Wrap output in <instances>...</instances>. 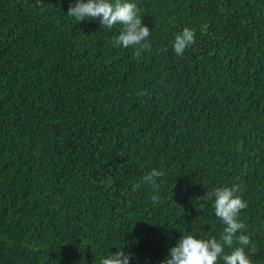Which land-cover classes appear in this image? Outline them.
Returning a JSON list of instances; mask_svg holds the SVG:
<instances>
[{
  "label": "trees",
  "instance_id": "1",
  "mask_svg": "<svg viewBox=\"0 0 264 264\" xmlns=\"http://www.w3.org/2000/svg\"><path fill=\"white\" fill-rule=\"evenodd\" d=\"M134 2L139 58L76 0H0V264H160L183 235L219 238L208 193L234 184L264 264V0Z\"/></svg>",
  "mask_w": 264,
  "mask_h": 264
},
{
  "label": "clouds",
  "instance_id": "2",
  "mask_svg": "<svg viewBox=\"0 0 264 264\" xmlns=\"http://www.w3.org/2000/svg\"><path fill=\"white\" fill-rule=\"evenodd\" d=\"M42 6V0H41ZM140 10L134 0H76L70 5L67 15L81 22L86 19H99L101 26L112 29L115 25H122V30L113 36L114 47L133 48L134 56L139 58L146 50L150 51L151 45L148 37L151 30L142 22ZM195 43V31L184 27L173 42L176 55H183L186 48ZM166 51V49H165ZM162 170L152 169L142 178L143 183L150 185L157 191V178L162 177ZM134 188L139 185H133ZM242 192L239 184L231 187H216L208 193V198L214 199L215 215L224 225L219 238H197L193 234L183 235L175 246L169 249V255L160 264H217L222 259L224 264H253L245 252V246L250 244L247 235H239L245 229V224L240 220L241 210L247 208V201L238 193ZM158 194L151 197L153 203L158 200ZM234 239L240 245L235 247L230 254H225V246L231 248ZM131 256L123 250L111 253L100 260V264H130Z\"/></svg>",
  "mask_w": 264,
  "mask_h": 264
}]
</instances>
